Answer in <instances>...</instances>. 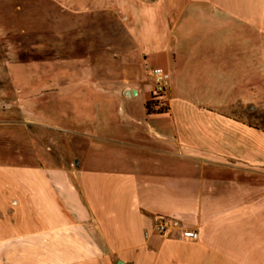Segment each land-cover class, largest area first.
I'll use <instances>...</instances> for the list:
<instances>
[{
    "label": "crops",
    "instance_id": "obj_1",
    "mask_svg": "<svg viewBox=\"0 0 264 264\" xmlns=\"http://www.w3.org/2000/svg\"><path fill=\"white\" fill-rule=\"evenodd\" d=\"M16 64L50 72L18 74L0 127L9 261L54 236L80 264H264V129L231 110L264 99V0H84V57ZM155 67L167 111L146 106ZM157 215L181 228L157 234Z\"/></svg>",
    "mask_w": 264,
    "mask_h": 264
},
{
    "label": "rangeland",
    "instance_id": "obj_2",
    "mask_svg": "<svg viewBox=\"0 0 264 264\" xmlns=\"http://www.w3.org/2000/svg\"><path fill=\"white\" fill-rule=\"evenodd\" d=\"M69 57H84V0H0V127L18 122L16 98L21 84L18 74L22 75L23 71H18L16 63ZM49 72L45 67L23 75L28 80H40ZM59 76H84V70L68 72L64 69ZM253 81L264 82L260 69L259 77ZM231 110L238 118L264 128V99L234 103ZM35 133L47 143V135L42 136L37 128ZM3 136L1 133L0 137ZM56 153L64 158L72 156L64 147L58 148ZM4 158L0 153L2 162ZM55 239L58 238L41 239L39 246L37 240L35 244L32 240H20L19 246L15 244L8 248L19 252L22 261L17 264H80L63 261V256L73 253V249ZM3 242L0 236V264H16V261L8 260L6 253L2 254L6 248Z\"/></svg>",
    "mask_w": 264,
    "mask_h": 264
},
{
    "label": "built area",
    "instance_id": "obj_3",
    "mask_svg": "<svg viewBox=\"0 0 264 264\" xmlns=\"http://www.w3.org/2000/svg\"><path fill=\"white\" fill-rule=\"evenodd\" d=\"M153 77V87L150 92L148 102L150 103V109L153 111H167V90L169 86V72L160 67H155L151 70ZM180 224L177 220L166 217L163 215H157L155 217L154 230L159 235H168L172 230L180 229ZM182 236L184 238L195 239L197 232L194 230H182Z\"/></svg>",
    "mask_w": 264,
    "mask_h": 264
},
{
    "label": "trees",
    "instance_id": "obj_4",
    "mask_svg": "<svg viewBox=\"0 0 264 264\" xmlns=\"http://www.w3.org/2000/svg\"><path fill=\"white\" fill-rule=\"evenodd\" d=\"M146 106H147L148 109H150V103H149V102L146 103ZM247 124L250 125V126H257V125H252V124L249 123V122H248ZM263 129H264V128H263Z\"/></svg>",
    "mask_w": 264,
    "mask_h": 264
}]
</instances>
